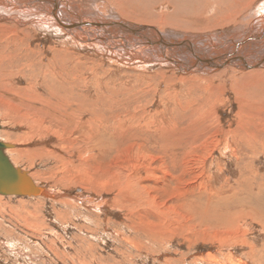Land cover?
<instances>
[{
  "label": "rangeland",
  "instance_id": "rangeland-1",
  "mask_svg": "<svg viewBox=\"0 0 264 264\" xmlns=\"http://www.w3.org/2000/svg\"><path fill=\"white\" fill-rule=\"evenodd\" d=\"M90 1L79 7L93 15ZM1 21L0 99L19 116L48 113L39 116L50 132L18 143L25 127L0 116V138L27 150L8 155L53 197L0 194V264H264V108L243 102V87L237 94L194 72L189 80L155 61L125 63L64 34Z\"/></svg>",
  "mask_w": 264,
  "mask_h": 264
},
{
  "label": "bare ground",
  "instance_id": "bare-ground-1",
  "mask_svg": "<svg viewBox=\"0 0 264 264\" xmlns=\"http://www.w3.org/2000/svg\"><path fill=\"white\" fill-rule=\"evenodd\" d=\"M81 1L82 0H80V2L77 0H38V1L37 0H0V19L11 20V21H13V23L15 22L14 26H16V24L22 25L24 22L25 23L27 22L33 28L41 29L44 31H48V30L49 31H55V32H58L60 34H64L73 43L77 42L81 46H84V47H92V48H97V49H99V47L105 48L108 51H111L114 55L118 56L120 59H123L125 61V63L126 62L129 63L128 61H130V63H131V61H133V62H142L143 64H151V63H153V61H155V62H158L159 65L162 66V67H160L161 68L160 70L165 69V68H169V69L171 68L174 71L173 73H176L177 71H180V70L182 71V73L184 71V73H188V74L189 73L192 74L194 72L193 74L195 75V78L197 77L196 80H198V81H202V80L218 81V82H220V84H222V83L225 84V87L227 85L229 86V87H226V90L227 89L229 90V88H232L233 90H235V93H237V94L240 93L239 92L240 87H243L244 92L247 95V96L244 95L242 97L244 99L243 102L247 101V103H249L251 101H254V102H252L253 104L251 106H253V107L258 106V107L264 108V0H140V1H142L141 4H139L140 1L138 2V0H91L90 4L88 5L89 6L88 8H91L92 13H94L93 15L90 14L91 12L89 11V9L87 11L86 10H80L81 7H79V5H80ZM85 1L88 2V0H85ZM156 3H157V6H156ZM100 10H105V11H100ZM87 13L90 15L91 19L85 18V15H87ZM102 14H107V15H102ZM136 14H137V16H136ZM134 18H139V19L135 20ZM135 22H137V23L145 22V23H143V25L141 26L139 24H135ZM2 23L3 22L1 21L0 24L2 25ZM10 23H12V22H10ZM2 26H4V25H2ZM14 26H12V27H14ZM15 30H17V29L15 28ZM9 34H11V33H9ZM22 34H24V33H22ZM132 34H135L137 37H136V41H132L133 43L130 44L127 41H128V38H130V36ZM8 37H10V35ZM21 39H20V41H21ZM5 45H7V44H5ZM20 47H21V45H20ZM33 49H35V48H33ZM78 50H79V48H78ZM81 52H83V51H81ZM54 55H55V53H54ZM148 57H151V59ZM5 58L0 59V66L2 68L5 67V65H4V62L6 60ZM109 58H112V57H109ZM113 59H114V57H113ZM52 60H53V58H52ZM18 62H20V61H18ZM20 63L22 64V62H20ZM29 63H31V62H29ZM34 63H36V62H34ZM24 65H25V63H24ZM159 65H158V67H159ZM39 67H41V65ZM147 68H149V67H147ZM24 69H23V72H25ZM19 70H21V69H19ZM40 71H42V70H40ZM136 71H138V69ZM133 72H135V71H133ZM165 72L168 73L167 69ZM27 73H29V72H27ZM45 73H46V71H45ZM55 73H56V71H55ZM151 73H149V75ZM61 74H62V72H61ZM36 75H38V74H36ZM192 75H191L192 78H190V77L188 78L189 80L194 78V75L193 76ZM100 76H102V75H100ZM168 77H169V75H168ZM93 78H95V77H93ZM160 79H161V77H160ZM185 79L186 78L183 77V78H180L179 80H185ZM75 82H76V80H75ZM83 82H84V80H83ZM86 82H87V80H86ZM182 83L187 84L186 81H182ZM189 83H190V81H188V84ZM29 85H31V84H29ZM57 85H58V83H57ZM79 85L80 84H78V86ZM141 86H143V85H141ZM54 87H52V88H54ZM85 87H87V86H85ZM8 88H9V86H8ZM38 89H39V87H38ZM54 89H56V88H54ZM139 89H141V88H139ZM71 90H72V88H71ZM153 90L151 91L152 93L154 92ZM55 92H57V91H55ZM64 93H65V91H64ZM139 93H140V90H139ZM7 94H9V93H7ZM129 98H130V96H129ZM145 99H146V97H145ZM152 99H153V97H152ZM28 101H30V99ZM32 101L33 102L34 101H37V102L42 101L43 103L47 104L46 101L44 102L43 99H40L38 96L31 97V102ZM208 103L209 102H207L206 105H209ZM22 105L23 104H21V106H20V104H19L20 107H22ZM35 106H37V105H35ZM17 108L14 104L12 105L10 102H6V101L0 99V114H1L0 116H2V118L4 120H6V123L8 124V126L15 128L16 126L21 125V126L25 127V131H23V129L20 128L21 126L18 127L23 131L22 132L23 134H21V135L15 134L14 135L16 142L23 143V141H25L29 138H32L35 136L39 137V136H42V134L44 135L46 133V131L48 132V128H49L48 123H45V121L41 120V118H40L42 115H48V113H46V114L42 113V112H40L41 111L40 109H36L34 112L26 109L27 111L25 112V114L21 113L19 116L12 111V109L17 111ZM256 110H258V109H256ZM18 111H19V109H18ZM50 111H52V110H50ZM95 111H96V109H95ZM111 112H113V111H111ZM117 112H119V111H117ZM143 112H145V111H143ZM39 114L41 116H39ZM104 114H106V113H104ZM253 114L256 115L255 112ZM128 115H130V114L128 113ZM118 119H119V117H118ZM87 123H89V121ZM110 123H109V125H110ZM113 123H114V121H113ZM139 123H141V122H139ZM197 126H198V124H197ZM106 127H107V125H106ZM112 128H111V130H112ZM15 130H16V128H15ZM113 131H116V130H113ZM49 132H50V128H49ZM51 133H53V132L51 131ZM58 133H60V132L58 131ZM111 133H112V131H111ZM9 135H10V133H9ZM103 136H104V134H103ZM59 138H61V137H59ZM198 138H199V136H198ZM3 139L0 138L1 141L5 142ZM61 139H56V140H61ZM112 140H114V139H112ZM121 140H123V139H121ZM104 142L102 143L103 145H104ZM7 143L12 145V147L5 149V153L7 155L9 153V150L11 152L17 153L18 155H16V156H19L20 158L21 157L23 158L24 157L23 155H25L27 153V150L22 149V146L20 149V148H17L15 146L14 142L13 143L7 142ZM68 143H70V142H68ZM86 145H88V144H86ZM43 147H44V145H43ZM80 149H82V148H80ZM59 153L62 154L61 151ZM55 155H57V154H55ZM11 157H12V155H11ZM38 157H40V156H38ZM11 162L14 164V166L18 167L17 164L14 163L12 160H11ZM28 166H30V165H28ZM64 167L66 168V165ZM53 169H54V167H53ZM52 172H53V170H52ZM62 172H63V170H62ZM28 174L30 175V177H32V179L35 181L37 186L40 187L38 196H46V197L52 196L53 197V195H52L53 190L52 191H51V189L48 190V187L46 189V187H44V184H40L38 182L39 180H36L32 174H30V173H28ZM54 174H55V172H54ZM50 176L52 177L54 175L50 174ZM39 177H41V175ZM59 178H61V177H59ZM61 179L63 182V178H61ZM61 179L59 180V182H61ZM67 179H68V177H67ZM54 182H56V181H54ZM121 186H122V183H121ZM54 188H52V189H54ZM68 188H70V187H68ZM137 190L139 192L138 188H137ZM76 191L79 192V190H76ZM133 191H136V190H133ZM123 192H124V190H123ZM62 195H63V193H62ZM62 195H60V196H62ZM122 195H124V193ZM259 195L262 196L261 193ZM57 196H59V195H57ZM27 197H35V196H27ZM59 199H61V198H59ZM66 199H67V197H66ZM66 199L64 198L63 200H66ZM262 199L263 198L258 199V202H261ZM83 200H84V198H83ZM244 202H246V201H244ZM81 204H83V203H81ZM99 204L100 203H98V206H99ZM71 205H73V204H71ZM90 205H91V203H90ZM114 205H115V202H114ZM119 205H120V203H119ZM96 206H97V204H96ZM261 211L262 212H260V213H263V210H261ZM61 217L62 216H60L59 219ZM65 218L67 219V217H65ZM4 219H5V217H4ZM6 219H8V218L6 217ZM56 221H57V219H56ZM63 222L64 221H62V223ZM150 225H151V223H150ZM159 232L160 231H158V233ZM155 233H157V232H154V234ZM152 234L153 233H151V235ZM1 241L2 240H0V242Z\"/></svg>",
  "mask_w": 264,
  "mask_h": 264
},
{
  "label": "water",
  "instance_id": "water-1",
  "mask_svg": "<svg viewBox=\"0 0 264 264\" xmlns=\"http://www.w3.org/2000/svg\"><path fill=\"white\" fill-rule=\"evenodd\" d=\"M9 147L12 145L0 140V194L38 196L40 187L30 177L29 172L14 166L5 153V149Z\"/></svg>",
  "mask_w": 264,
  "mask_h": 264
}]
</instances>
